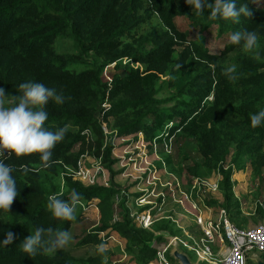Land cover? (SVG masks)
I'll return each mask as SVG.
<instances>
[{
    "label": "trees",
    "instance_id": "trees-1",
    "mask_svg": "<svg viewBox=\"0 0 264 264\" xmlns=\"http://www.w3.org/2000/svg\"><path fill=\"white\" fill-rule=\"evenodd\" d=\"M239 2L247 4L251 15L233 24L209 19L207 9L197 16L185 0H0V88L5 91V107L16 102L20 83L40 82L63 97L62 103L50 99L44 106V126L51 131L67 127L47 167L39 153L0 155L13 167L19 190L9 212L0 210V239L7 230L16 236L12 244L0 246V264H102L109 251H94L103 243L97 233L109 226L125 239V251L131 255L126 264H146L153 258L151 241L162 239L157 232L180 230L169 220L157 221L152 229L137 227L125 208L120 220L110 225L114 186L84 185L68 171L84 153L111 171L117 161L111 158L112 138L140 130L148 139L167 131L171 153L164 159L178 174L184 170L202 176L219 169L221 205L241 226L236 222L240 208L232 192V165L240 170L248 161L255 177L264 171V126L253 128L249 121L251 113L264 107V6L254 5V0ZM177 16L188 18L198 33L194 38L177 27ZM214 27L217 37L241 28L254 30L257 46L246 53L227 41L211 52L203 33ZM123 58L132 65L122 64ZM112 62L106 97L103 70ZM230 65L236 66L233 80L224 72ZM105 99L110 107L104 111L100 105ZM108 116L114 131L107 135L101 121ZM192 152L198 158L186 164ZM228 159L232 165L224 169L221 163ZM73 189L82 194L76 220L54 217L47 198L67 199ZM94 198L101 224L77 241L92 245L93 254L76 259L63 248L54 255L29 256L21 250L23 238L35 227L68 230Z\"/></svg>",
    "mask_w": 264,
    "mask_h": 264
},
{
    "label": "built area",
    "instance_id": "built-area-1",
    "mask_svg": "<svg viewBox=\"0 0 264 264\" xmlns=\"http://www.w3.org/2000/svg\"><path fill=\"white\" fill-rule=\"evenodd\" d=\"M114 63L112 62L107 66H113ZM107 66L103 70V76L108 85L106 92H109L112 79ZM100 107L105 111L110 107L109 101L105 99ZM82 133L86 136L89 134L87 130ZM160 137L161 142L158 143L157 138ZM166 137L167 131L152 139H147L146 143H143V136L140 139L141 146L137 147L139 150H145V152L142 151L143 157L140 156L138 162L139 164L144 163L145 166L135 178V192L130 198L136 209L132 211V207L129 211V217L137 227L152 229L153 224L157 221L169 220L175 228L180 230L173 234L168 230H160L157 232L158 234L167 231L166 235L161 234L162 240L156 237L152 239L151 247L154 248L161 262L170 264L167 254L171 255L167 251H171L174 246L192 251L196 256L195 262L198 264L200 262L205 264H248L252 252L264 253V221L253 226H238L230 219L225 207L220 204L214 208V205L211 204V201L220 191L221 174L219 169L214 170L210 177L191 175L188 183L184 184L186 181L168 171L169 168L164 156L161 160H157L161 164L160 168L154 166L151 160H147L148 155L152 159L158 158L156 151L161 150L160 146L166 147L167 145V154L171 153L170 138L167 139ZM86 154H82L81 157ZM221 165L226 169L229 164L224 162ZM72 172L73 175L74 173L79 175L81 170ZM167 175L171 176L168 177ZM212 195L214 197L210 198ZM173 205L193 220V228L195 229L191 228L192 225L186 226L181 223L179 218L170 212L167 213L166 207ZM148 264L153 263L148 262Z\"/></svg>",
    "mask_w": 264,
    "mask_h": 264
},
{
    "label": "rangeland",
    "instance_id": "rangeland-1",
    "mask_svg": "<svg viewBox=\"0 0 264 264\" xmlns=\"http://www.w3.org/2000/svg\"><path fill=\"white\" fill-rule=\"evenodd\" d=\"M254 5L260 7L264 6V0H254ZM174 21L180 30L188 31L189 38H194L198 34L196 29H194L190 24L187 17L177 16L174 18ZM203 34L205 36V44L211 52H218L220 49H222L224 43L228 41L229 36V34H225L222 37H217L215 27L214 29L211 28V30ZM65 43L68 44V41L66 40ZM72 50L75 51V49ZM127 62H130L132 65L131 60H125L124 58L122 59V64ZM107 68H109V66H107ZM104 80L105 77L103 78V81ZM109 85H111V83H109ZM107 93L108 92H105V96H107ZM6 103L7 101L4 98H0V106L5 107ZM111 123V116H108L107 120L101 121V125L107 135L114 131ZM169 124L167 126H169ZM137 132L124 135V137L121 138L117 135L112 138V144L114 145V148L111 153V158L114 157L118 161L111 164V171L102 165V163L100 164L98 159L92 157L89 154H86L83 157L80 155L76 167L68 168V171L69 173L71 172L72 177L80 180L85 185L99 184L106 187L114 186L115 193L111 198L113 213L111 219L109 220L110 225L113 222L120 220L125 210L129 217L130 208L133 207L132 211L136 209V207L131 203L130 198L135 192V178L141 173L140 170H142L145 166L144 163L139 164L138 162L140 156L143 157L142 151L145 152V150H139V147L137 146H141L140 139L142 136L143 143H146L148 139L144 131L141 130V132ZM160 148L161 150L156 151L158 158L152 159L149 155L147 157V160H151L153 165L158 168L161 167V164L157 160H161L164 154L168 153L167 145L166 147L160 146ZM197 158V154L192 152L191 158L186 164H191ZM225 163L232 165L230 164L229 159ZM243 164L244 165H242L243 167L240 170H234L233 168L231 182L233 196L238 200L240 208L239 218L236 217V222L239 221L242 227H246L257 225L264 221V171H262L261 177H255L252 175V169L249 162L246 161ZM78 170H81V173L79 175L74 173L73 175L72 171L77 172ZM168 171L171 172V174L178 176L183 181H186L184 184H187V181L192 177L187 171L184 170H182L180 174L174 170L172 171L168 169ZM212 174L213 172L202 176L210 177ZM167 176L170 177L171 175ZM213 195L210 198H213ZM212 201H216V203H211L214 205V208L220 206L222 201L220 191H218ZM97 202V198L92 199L89 204L84 207L81 214L79 215V221L73 222L68 228V231H70L72 234V240L70 244L66 247H63V249H66L70 255L76 259L84 258L87 255L93 254L92 245H78L77 241L84 233L101 224V214ZM173 206L166 207L167 213L170 212L173 214V216L179 218L181 223H184L186 226L192 225L191 228H193V220L182 211L177 210L178 207L175 208L176 206ZM97 235L103 241L102 244H104L107 251H109V253L103 258L102 264H126L129 262L131 255L125 251V239L121 237L115 229L109 226L100 234L97 233ZM178 250L186 253L191 261H196V256L192 251L183 247H178ZM167 252L169 253L170 251ZM254 258L264 261V253H258L255 251L252 252L248 264H256L254 261H252ZM169 260L170 264H179L178 260L172 256H169ZM148 262L153 264H163L156 253L154 254L153 258H150L147 261L146 264H148ZM129 264L136 263L130 262ZM200 264L205 263L200 262Z\"/></svg>",
    "mask_w": 264,
    "mask_h": 264
},
{
    "label": "clouds",
    "instance_id": "clouds-1",
    "mask_svg": "<svg viewBox=\"0 0 264 264\" xmlns=\"http://www.w3.org/2000/svg\"><path fill=\"white\" fill-rule=\"evenodd\" d=\"M185 3L195 10L197 16L207 9L208 18L211 20L219 18L239 24L241 16L251 15L247 4L239 0H185ZM257 42V32L246 28L235 30L228 36L229 44L239 45L246 53L256 48ZM235 70L236 66L230 65L224 69V72L230 80H233L236 78L232 75ZM18 88L20 95L16 102L9 107L0 106V155L12 153L20 156L39 153V159L47 167L52 156V149L63 139L67 127H60L55 131L46 128L44 122L48 118V113L44 106L50 99L56 103H62L63 97L54 88L40 82H22ZM4 95V89L0 88V98ZM249 121L253 128L264 126V107L251 113ZM12 173L13 167L0 159V210L7 212L19 191L16 178ZM81 197L82 194L75 189L70 191L67 199L50 195L47 198L46 207L56 218L75 221L76 208ZM45 234H47L46 239ZM14 239H16L15 234L7 230L0 239V246L12 244ZM71 240L72 234L67 229L54 232L51 227H35L34 231L23 238L21 250L29 256L36 255L38 252L54 255L57 249L68 246ZM94 251L104 253L107 249L101 243Z\"/></svg>",
    "mask_w": 264,
    "mask_h": 264
},
{
    "label": "water",
    "instance_id": "water-1",
    "mask_svg": "<svg viewBox=\"0 0 264 264\" xmlns=\"http://www.w3.org/2000/svg\"><path fill=\"white\" fill-rule=\"evenodd\" d=\"M161 234L166 235L167 231H162ZM170 255L172 257H174L175 259L178 260L179 264H198L195 261H191L188 256L186 255V253L178 250V248L176 246H174L171 251H170ZM252 261H254L256 264H264V261L258 259V258H254Z\"/></svg>",
    "mask_w": 264,
    "mask_h": 264
}]
</instances>
